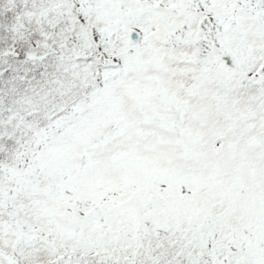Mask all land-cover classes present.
<instances>
[{"label":"snow or ice","instance_id":"obj_1","mask_svg":"<svg viewBox=\"0 0 264 264\" xmlns=\"http://www.w3.org/2000/svg\"><path fill=\"white\" fill-rule=\"evenodd\" d=\"M0 264H264V0H0Z\"/></svg>","mask_w":264,"mask_h":264}]
</instances>
